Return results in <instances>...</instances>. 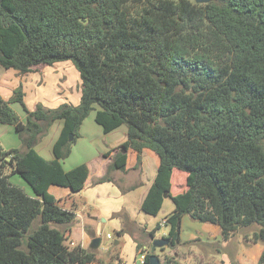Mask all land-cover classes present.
<instances>
[{"label": "trees", "instance_id": "trees-1", "mask_svg": "<svg viewBox=\"0 0 264 264\" xmlns=\"http://www.w3.org/2000/svg\"><path fill=\"white\" fill-rule=\"evenodd\" d=\"M67 61L81 75L79 105L29 111L22 86L9 100L0 95V126H14L23 142L22 149L0 146V264L101 261L99 249L69 245L77 212L50 192L51 186L84 190L87 166L66 171L63 161L93 111L106 134L128 128L127 141L94 185L112 182L113 171L126 172L129 150L138 154V168L145 149L160 159L142 211L157 216L166 198L175 210L144 230L150 241L167 227L163 238L170 244L162 250L184 245L188 215L220 226L223 241L246 231L264 245V0H0L3 68L27 75ZM59 120L55 159L47 160L36 146ZM175 170L185 176L177 177L176 191ZM15 176L33 196L12 183ZM117 217L123 220L118 236H134L128 215ZM137 244L149 264L153 243ZM162 264L181 263L167 256Z\"/></svg>", "mask_w": 264, "mask_h": 264}, {"label": "crops", "instance_id": "crops-1", "mask_svg": "<svg viewBox=\"0 0 264 264\" xmlns=\"http://www.w3.org/2000/svg\"><path fill=\"white\" fill-rule=\"evenodd\" d=\"M28 80L32 82L31 76L27 77L25 75L23 83L27 85ZM19 81L20 79H17V86L19 85ZM0 94L4 99L8 100V97L10 98V95H12V91L5 92L3 88H0ZM75 100L77 102L71 103L79 105L81 100L79 99V93L72 99V101ZM39 103L41 102L37 104ZM22 121H25L24 118H22ZM63 127V121H59L54 125L53 129H56V133L45 154L40 149V146L36 148L47 160L55 159L54 145L60 137ZM81 127L83 132L86 129V123H83ZM100 128L104 132L101 126ZM100 128L97 130L98 135L102 134ZM104 134L109 138L108 146L100 147L98 152H96L97 154L94 155L90 150V156L83 163L77 164L78 161L76 160L74 163L76 165L70 168L63 162L66 171L83 165L87 166L89 176L85 182L84 190L73 194L68 188L51 186L50 192L57 199L63 200L67 209L73 208L77 212V224L80 223V227L75 230V235L79 238L77 239L79 243L76 240L72 241L74 228H71V234L69 235V241L74 246L81 245L84 248H91L92 241L95 239L94 237H101V233L103 232L101 219H109L111 216L117 217L120 213H126L134 223V225L132 224V230L135 232L134 236L127 233L119 237L120 239L116 238L114 244L118 246L117 248L106 246L103 249L100 247L98 258L104 264H142L140 260L141 253L137 249V242L146 249L149 242L152 243V241H148L143 233L145 234V231L149 232L153 230L159 223H162L174 212L175 205L170 198H166L162 210L157 216H151L142 211L143 202L156 179L160 165L158 155L148 149H145L142 154V163L139 168L137 167L138 154L133 150H129L127 171H113L111 174L113 178L112 182L94 185L93 180L106 174L116 150L127 141L128 128L121 126L111 133L106 134L104 132ZM109 152L111 153L106 156ZM72 154L74 155V152ZM93 164H96V169L93 168ZM174 176L178 178L182 177V179L185 178L182 174L176 173V170L174 171ZM184 188L182 186V190ZM176 194L174 193V195ZM89 208L91 211L85 216L86 210H89ZM105 222H107L106 219L103 220V223ZM122 227L123 223L121 221L118 223L117 232ZM167 234L166 227H163L162 231L156 235V238L164 237ZM222 237L223 234L220 226L195 222L186 215L182 220L181 230V240L184 245H180L176 249L169 247H166L165 250L160 249L163 253L162 258L173 256L181 264H234V262H237V264H258L264 251V245L251 241V239L246 237V231L237 233L229 241H223ZM185 246H191L188 253L184 252ZM158 257L162 262L161 256ZM101 261L91 264H102Z\"/></svg>", "mask_w": 264, "mask_h": 264}, {"label": "rangeland", "instance_id": "rangeland-1", "mask_svg": "<svg viewBox=\"0 0 264 264\" xmlns=\"http://www.w3.org/2000/svg\"><path fill=\"white\" fill-rule=\"evenodd\" d=\"M24 76L25 75L20 74L18 71L6 70L0 65V88H3L5 92L12 91V95H10V98H11L14 94V91L19 86H22L23 88L25 87L26 89V90L24 89L25 105L29 111L35 110L38 105H43L45 108H48V109H56L63 104H72L71 102H77V100L72 101V99L75 96H77L78 93H79V99H81V95H82L81 75H80L79 70L76 68L74 63L71 61L60 62L53 66L35 67L32 73H29L26 75L27 77L31 76L32 78V82L28 80L27 85L23 83ZM17 79H20L18 86H17ZM10 98L8 97V100ZM38 102H41V103L37 104ZM58 102L60 103L58 104ZM74 106H77V105H74ZM53 107H56V108H53ZM14 109L21 116V119L24 118V120H27V114L25 113L23 107L20 104H14ZM95 115L96 113L95 111H93L87 117V119L84 122L86 123V129L83 132L81 130L82 129L81 127L79 131V137H77L76 141L72 145V153L74 152V155L71 154L70 157H68L66 160L63 161L65 162L67 167L70 168L76 165L74 164L76 160L78 161L77 164L83 163V161L90 156V152H89L90 150L95 155L97 154L96 152H98L100 147L108 146L109 138L106 137L104 132L101 130L100 125H98V123L96 122ZM59 121H56L55 124L58 123ZM54 125L51 127L48 133H45L41 137L39 144L36 146V148L40 146V149L44 151L43 152L44 154L46 153L47 149H49L50 142L55 136L56 129H53ZM123 126L127 127L126 125H123ZM98 128H100L102 132L101 135L97 134ZM0 146L6 150L13 149V148H20V149L23 148L22 137L17 132L14 126H10V125L0 126ZM52 152H53V147H52ZM96 167H97L96 164H93V168L96 169ZM95 180L96 179L93 180V183ZM11 181L12 183L24 188L26 192L30 194L31 196L34 195L32 189L26 184V182L22 178L15 176L11 178ZM182 182H183V187H184V184L186 185V180H182ZM178 183L179 182H177V177H176L175 191L177 190ZM178 185H182V184L180 183ZM86 211L87 212L85 216L91 210L89 208V210H86ZM104 219H106L107 222L103 223ZM104 219L103 218L101 219L102 225H103V232L101 233V237H100L103 240V245L101 246V248L103 249L106 248V246L112 247L115 239L119 238L118 232H117L118 223H120L121 221L123 223V220L119 217L111 216V218L109 219L108 218H104ZM39 223H40L39 220L36 221L34 223L33 229H35L39 225ZM78 227H80V223L77 224V221H76V223L72 225V228H74V234L72 236V241L74 240L77 241V239H79L75 235L76 234L75 230ZM60 228L63 229V227H60ZM166 229L168 231L169 228L166 227ZM128 230L132 231V224L129 225ZM108 235L111 236V239L107 238ZM143 235L144 237H146L148 241H150L146 233L145 234L143 233ZM77 242L79 243V241ZM68 243L69 245L72 244L71 241H69ZM190 247L185 246L184 248L186 249L184 252L188 253L190 251ZM156 254L158 256H161L162 258L163 253L160 249H157Z\"/></svg>", "mask_w": 264, "mask_h": 264}, {"label": "water", "instance_id": "water-1", "mask_svg": "<svg viewBox=\"0 0 264 264\" xmlns=\"http://www.w3.org/2000/svg\"><path fill=\"white\" fill-rule=\"evenodd\" d=\"M198 4H208L213 2L214 0H193ZM74 138L73 134L70 135V141H72ZM11 161V159H9ZM153 243V253H155L156 249H162L165 246H169L170 240L165 239V238H155L152 240ZM102 245V238H95L92 241L91 248L92 250L99 249ZM149 264H162L160 258L156 254H152L150 257Z\"/></svg>", "mask_w": 264, "mask_h": 264}, {"label": "built area", "instance_id": "built-area-1", "mask_svg": "<svg viewBox=\"0 0 264 264\" xmlns=\"http://www.w3.org/2000/svg\"><path fill=\"white\" fill-rule=\"evenodd\" d=\"M108 238L111 239V236L109 235ZM73 245H74V244H73ZM145 256H146V255H145L144 253H142L141 256H140V260H141V263H142V264H145Z\"/></svg>", "mask_w": 264, "mask_h": 264}, {"label": "clouds", "instance_id": "clouds-1", "mask_svg": "<svg viewBox=\"0 0 264 264\" xmlns=\"http://www.w3.org/2000/svg\"><path fill=\"white\" fill-rule=\"evenodd\" d=\"M161 238H162V237H161ZM146 249H148V248H146ZM140 253L142 254V253H144V252H140ZM144 254L146 255L147 253L145 252ZM154 254H155V253H154ZM145 264H146V263H145Z\"/></svg>", "mask_w": 264, "mask_h": 264}]
</instances>
